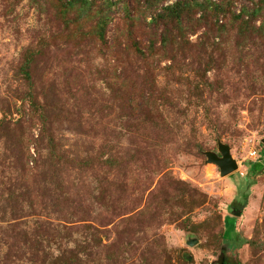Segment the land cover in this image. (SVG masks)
<instances>
[{
	"label": "rangeland",
	"instance_id": "374dc122",
	"mask_svg": "<svg viewBox=\"0 0 264 264\" xmlns=\"http://www.w3.org/2000/svg\"><path fill=\"white\" fill-rule=\"evenodd\" d=\"M175 1L0 0V264H264V0Z\"/></svg>",
	"mask_w": 264,
	"mask_h": 264
},
{
	"label": "trees",
	"instance_id": "16d2710c",
	"mask_svg": "<svg viewBox=\"0 0 264 264\" xmlns=\"http://www.w3.org/2000/svg\"><path fill=\"white\" fill-rule=\"evenodd\" d=\"M158 1V0H157ZM165 2L167 0H159ZM89 0H66V7L69 9L76 8L77 12H82L88 14L91 12ZM107 6V5H106ZM108 7V6H107ZM197 10L201 13V18L206 15L207 11H212L214 13V18H217V14L222 12V6L220 4H214L210 0L203 1H189V0H176L173 4L167 5L162 8L161 11L151 18L153 25H162L163 28L158 36L160 45L164 47L168 45L169 37L168 35H178L182 30H184V20L187 18L190 12ZM259 11L255 9L251 12L250 18H254L256 13ZM107 11H103V8L97 9L95 15L97 16V22L94 27V34L101 40L105 42V28L107 26ZM242 14V13H241ZM242 15H238L237 18L241 19ZM249 22L253 20L249 19ZM264 170V164L255 163L251 167V175H260Z\"/></svg>",
	"mask_w": 264,
	"mask_h": 264
},
{
	"label": "water",
	"instance_id": "95a60500",
	"mask_svg": "<svg viewBox=\"0 0 264 264\" xmlns=\"http://www.w3.org/2000/svg\"><path fill=\"white\" fill-rule=\"evenodd\" d=\"M220 152L222 156L220 159L212 155H208L207 159L209 163L215 164L220 170L221 176L225 177L235 172L237 165L232 161L228 147H221ZM190 245H193V243H190Z\"/></svg>",
	"mask_w": 264,
	"mask_h": 264
},
{
	"label": "built area",
	"instance_id": "2783aa9c",
	"mask_svg": "<svg viewBox=\"0 0 264 264\" xmlns=\"http://www.w3.org/2000/svg\"><path fill=\"white\" fill-rule=\"evenodd\" d=\"M252 155H254V152H253V154Z\"/></svg>",
	"mask_w": 264,
	"mask_h": 264
}]
</instances>
